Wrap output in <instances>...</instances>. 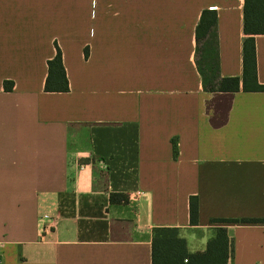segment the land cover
I'll return each mask as SVG.
<instances>
[{"label": "crops", "instance_id": "crops-1", "mask_svg": "<svg viewBox=\"0 0 264 264\" xmlns=\"http://www.w3.org/2000/svg\"><path fill=\"white\" fill-rule=\"evenodd\" d=\"M243 6L0 0L1 264H151L154 228L177 229L189 254L225 228V264H264V222H213L264 221V92L242 88ZM203 11L213 45L196 41ZM56 49L64 93L44 91ZM198 49L237 92L204 91Z\"/></svg>", "mask_w": 264, "mask_h": 264}, {"label": "trees", "instance_id": "trees-1", "mask_svg": "<svg viewBox=\"0 0 264 264\" xmlns=\"http://www.w3.org/2000/svg\"><path fill=\"white\" fill-rule=\"evenodd\" d=\"M216 16L213 11H203L196 26L195 36L199 43L205 37L211 45L215 41ZM243 33L246 38L242 42L243 90L264 92V86L256 82L255 48L253 36L264 34V0H244L243 6ZM214 48V47H213ZM199 54L198 71L202 87L206 92H237L239 80L237 78H220L217 63L212 55L202 50ZM213 52V51H212ZM252 87H247V81ZM10 89L11 83H7ZM44 91L48 93H64L68 91V81L62 63V56L58 49L54 57L47 61V75L44 82ZM119 194H110L109 201L114 203ZM197 200L189 199V223H197ZM216 223H258L264 222L255 219L242 220H213ZM229 257V239L225 228H218L214 237L208 242L203 253L189 254L184 240L178 237L175 228H154L152 230L151 264H225ZM186 261V262H185Z\"/></svg>", "mask_w": 264, "mask_h": 264}, {"label": "built area", "instance_id": "built-area-1", "mask_svg": "<svg viewBox=\"0 0 264 264\" xmlns=\"http://www.w3.org/2000/svg\"><path fill=\"white\" fill-rule=\"evenodd\" d=\"M138 194H139V193H137V195H138ZM137 195H136V196H137ZM51 220H53V221H54V219H51ZM1 263H2V260L0 259V264H1Z\"/></svg>", "mask_w": 264, "mask_h": 264}]
</instances>
